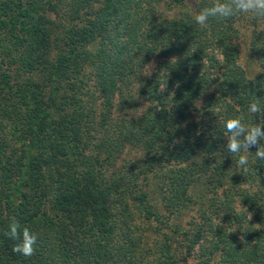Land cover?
<instances>
[{"label": "trees", "instance_id": "1", "mask_svg": "<svg viewBox=\"0 0 264 264\" xmlns=\"http://www.w3.org/2000/svg\"><path fill=\"white\" fill-rule=\"evenodd\" d=\"M213 3L0 0V264H264V161L224 127L261 121L264 21Z\"/></svg>", "mask_w": 264, "mask_h": 264}, {"label": "clouds", "instance_id": "2", "mask_svg": "<svg viewBox=\"0 0 264 264\" xmlns=\"http://www.w3.org/2000/svg\"><path fill=\"white\" fill-rule=\"evenodd\" d=\"M239 14H248L258 21H264V0H214L212 6L200 10L194 19L196 24L203 27L207 25L209 18L228 19ZM261 86L264 87V82L261 83ZM249 110L252 114H260L259 124L246 125L243 122L245 119L243 115L224 122L227 151L231 154H240L236 163L237 168L243 172L248 171L250 148L258 146L254 158L264 161V144L260 143L261 140H264V108H261L259 102L256 101L250 105ZM249 219H252V215ZM20 228L19 222L13 218L5 235L18 241L13 247V252L31 257L36 252L35 245L38 237L29 229L24 228L21 232Z\"/></svg>", "mask_w": 264, "mask_h": 264}, {"label": "rangeland", "instance_id": "3", "mask_svg": "<svg viewBox=\"0 0 264 264\" xmlns=\"http://www.w3.org/2000/svg\"><path fill=\"white\" fill-rule=\"evenodd\" d=\"M193 5H194V3L191 2V3H189V5L187 7L181 8V9H176V10H173L172 12H165V15L167 17H169V18H172V17H174L176 15L180 16L183 13L189 12L190 10H192ZM250 40H251L250 33H246L245 37L243 39V42H242V50H241L242 59H241V63L248 70L250 76H255L258 73L259 68H258L254 58H252V56L250 54V51H249ZM154 67H155V65H152L151 69H153ZM142 108H144V105H143Z\"/></svg>", "mask_w": 264, "mask_h": 264}]
</instances>
